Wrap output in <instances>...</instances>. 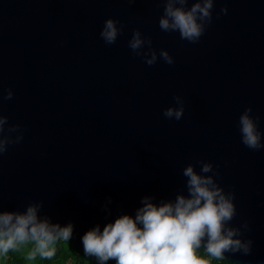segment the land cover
Returning <instances> with one entry per match:
<instances>
[{
	"label": "water",
	"instance_id": "obj_1",
	"mask_svg": "<svg viewBox=\"0 0 264 264\" xmlns=\"http://www.w3.org/2000/svg\"><path fill=\"white\" fill-rule=\"evenodd\" d=\"M162 14L154 0H0V88L13 91L0 107L25 129L0 157V202L43 201L41 215L71 222L83 250L87 230L134 216L142 197L186 191L182 169L204 160L235 194L232 225L251 229V253L227 258L264 264V149L245 147L237 127L251 107L264 133V0H217L196 44L162 32ZM109 17L124 24L113 45L99 36ZM137 28L174 63L134 55ZM175 95L185 100L180 121L163 116Z\"/></svg>",
	"mask_w": 264,
	"mask_h": 264
},
{
	"label": "clouds",
	"instance_id": "obj_2",
	"mask_svg": "<svg viewBox=\"0 0 264 264\" xmlns=\"http://www.w3.org/2000/svg\"><path fill=\"white\" fill-rule=\"evenodd\" d=\"M154 2L163 5L159 29L178 33L181 40L196 44L213 22L217 0ZM227 12V7L221 8L216 18ZM123 30V23L109 17L103 22L99 36L106 45H113ZM128 47L148 66L158 60L168 65L174 63L167 49L161 48L158 53L151 37L143 35L138 28L133 30ZM12 97L11 88L6 94L0 88V106ZM173 100L175 104L165 108L163 116L180 121L185 113V100L180 95H175ZM251 113L252 108H246L238 118L237 127L241 143L259 151L264 149V133L259 130L258 118ZM24 132L19 124L9 123V117L0 107V157L10 146L23 141ZM196 164L200 166L199 171ZM182 176L186 178V191H178L174 199L156 203L153 197L146 195L134 216L121 214L114 222H107L102 230L99 224L87 230L81 237L82 256L88 261L94 259L96 264L110 261L114 264H236L227 257L238 253L249 255L253 241L243 237L251 231L250 225L247 221L232 225L237 215L235 194L219 184L218 169L211 162L197 160L182 169ZM43 208V201L30 202L23 209H6L0 202V258L27 249L25 259L31 264L51 262L57 256L58 245L70 243L73 224L53 222L46 214L41 215Z\"/></svg>",
	"mask_w": 264,
	"mask_h": 264
},
{
	"label": "trees",
	"instance_id": "obj_3",
	"mask_svg": "<svg viewBox=\"0 0 264 264\" xmlns=\"http://www.w3.org/2000/svg\"><path fill=\"white\" fill-rule=\"evenodd\" d=\"M27 249L19 252L10 253L9 255L0 258V264H31L25 257ZM83 250L76 246L72 240L70 243L64 242L58 245L57 256L51 262H41V264H96L94 259L83 257ZM109 264H114L110 261ZM214 264H232L231 262H214Z\"/></svg>",
	"mask_w": 264,
	"mask_h": 264
}]
</instances>
